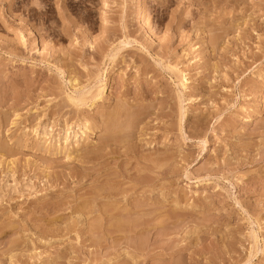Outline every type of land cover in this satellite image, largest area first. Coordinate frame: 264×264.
Here are the masks:
<instances>
[{"label":"rangeland","instance_id":"rangeland-1","mask_svg":"<svg viewBox=\"0 0 264 264\" xmlns=\"http://www.w3.org/2000/svg\"><path fill=\"white\" fill-rule=\"evenodd\" d=\"M102 1L0 0V264H264V0Z\"/></svg>","mask_w":264,"mask_h":264},{"label":"bare ground","instance_id":"bare-ground-1","mask_svg":"<svg viewBox=\"0 0 264 264\" xmlns=\"http://www.w3.org/2000/svg\"><path fill=\"white\" fill-rule=\"evenodd\" d=\"M164 1H166V2H168L169 0H164ZM199 1V0H198ZM208 0H206V2H207ZM217 2H219L218 0H216ZM215 1V2H216ZM103 2V4H104V0L102 1ZM161 2V1H160ZM163 2V1H162ZM200 2H204V0H200ZM211 2V1H210ZM106 4V3H105ZM63 8V7H62ZM35 45V44H34ZM35 51H37V50H34V52ZM114 222H117V221H114ZM114 222H112L111 224H113ZM119 222V221H118ZM113 225H115V223L113 224ZM117 227V226H116Z\"/></svg>","mask_w":264,"mask_h":264}]
</instances>
